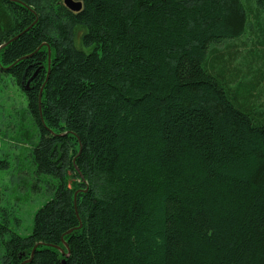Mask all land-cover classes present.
Wrapping results in <instances>:
<instances>
[{"label":"trees","instance_id":"trees-1","mask_svg":"<svg viewBox=\"0 0 264 264\" xmlns=\"http://www.w3.org/2000/svg\"><path fill=\"white\" fill-rule=\"evenodd\" d=\"M80 1L0 0V78L53 179L29 235L0 224V264H264L261 79L216 48L248 17L264 47V0Z\"/></svg>","mask_w":264,"mask_h":264},{"label":"rangeland","instance_id":"rangeland-1","mask_svg":"<svg viewBox=\"0 0 264 264\" xmlns=\"http://www.w3.org/2000/svg\"><path fill=\"white\" fill-rule=\"evenodd\" d=\"M243 1L245 5L253 6L251 1ZM260 16L264 17V13H260ZM250 19L251 17H248V24ZM248 24L244 33L233 37L231 43L218 44L216 48L221 50L222 56L225 55L227 59L222 66L227 65L229 73L238 80L257 83V79H261L257 90L258 94L263 96L264 47L260 46L257 37L249 33ZM262 38L264 40V31ZM48 48L50 49L49 45ZM25 106L26 97L22 89L10 77L2 76L0 78V162H2L0 164V224L8 230L6 235L13 232L23 237L31 233L35 212L53 196L52 177L39 173L32 163L30 152L34 142L24 139L22 130H19ZM68 181L70 186L76 178L69 177ZM79 190L82 189L75 192H81Z\"/></svg>","mask_w":264,"mask_h":264},{"label":"water","instance_id":"water-1","mask_svg":"<svg viewBox=\"0 0 264 264\" xmlns=\"http://www.w3.org/2000/svg\"><path fill=\"white\" fill-rule=\"evenodd\" d=\"M14 1H16V0H14ZM62 2H63V5L66 7V8H68L70 11H73V12H77V11H79L80 9H81V7H82V3H81V1L80 0H62ZM10 42V40L9 41H7L6 43H4V44H2V45H0V48H2L3 46H5V45H7L8 43ZM48 56H47V63H48V67H49V64H50V49L48 48V54H47ZM6 69H9L10 68V66H8V67H5ZM30 79H32V78H30ZM41 91H42V88L40 89V93H39V99H40V96H41ZM68 132H65V133H63V134H58V136H64V135H66ZM80 151V150H79ZM74 168H75V170L77 171V172H79V170H78V168H77V166L74 164ZM81 175V174H80ZM79 191H83V192H86V189H82V190H79ZM76 195H77V192H75L74 193V196H73V198H74V209H75V213H76V215H77V217H78V212H77V210H76ZM78 219H79V225L77 226V228H80L81 227V221H80V218L78 217ZM76 228V229H77ZM72 230H69V231H67L66 233H70ZM62 242L64 243V245L67 247V244L65 243V241L62 239ZM40 245H44V244H42V243H39ZM45 245H47V246H51V247H56V248H58L60 251H61V253L63 254L64 252H63V250L59 247V246H56V245H52V244H45ZM38 245H35L33 248H32V250H31V256H32V254H33V252H34V250L36 249V247H37Z\"/></svg>","mask_w":264,"mask_h":264},{"label":"flooded vegetation","instance_id":"flooded-vegetation-1","mask_svg":"<svg viewBox=\"0 0 264 264\" xmlns=\"http://www.w3.org/2000/svg\"><path fill=\"white\" fill-rule=\"evenodd\" d=\"M31 82H32V79H30V78L26 80V84H23V82H22V87L25 91L29 90Z\"/></svg>","mask_w":264,"mask_h":264},{"label":"bare ground","instance_id":"bare-ground-1","mask_svg":"<svg viewBox=\"0 0 264 264\" xmlns=\"http://www.w3.org/2000/svg\"><path fill=\"white\" fill-rule=\"evenodd\" d=\"M54 50V49H53Z\"/></svg>","mask_w":264,"mask_h":264}]
</instances>
